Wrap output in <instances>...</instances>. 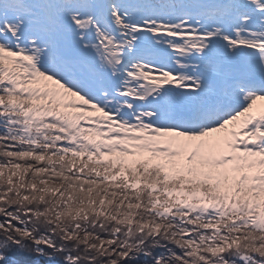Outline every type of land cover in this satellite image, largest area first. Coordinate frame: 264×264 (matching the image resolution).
Wrapping results in <instances>:
<instances>
[{"label": "snow or ice", "instance_id": "snow-or-ice-1", "mask_svg": "<svg viewBox=\"0 0 264 264\" xmlns=\"http://www.w3.org/2000/svg\"><path fill=\"white\" fill-rule=\"evenodd\" d=\"M0 264H264V0H0Z\"/></svg>", "mask_w": 264, "mask_h": 264}, {"label": "trees", "instance_id": "trees-1", "mask_svg": "<svg viewBox=\"0 0 264 264\" xmlns=\"http://www.w3.org/2000/svg\"><path fill=\"white\" fill-rule=\"evenodd\" d=\"M9 255H15L16 256V258H18V259H20V258H22V256L19 254V253H9Z\"/></svg>", "mask_w": 264, "mask_h": 264}]
</instances>
